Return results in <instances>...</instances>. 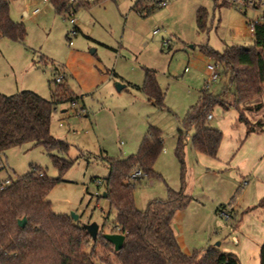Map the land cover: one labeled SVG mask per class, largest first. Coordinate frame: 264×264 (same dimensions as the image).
<instances>
[{
    "label": "rangeland",
    "instance_id": "1",
    "mask_svg": "<svg viewBox=\"0 0 264 264\" xmlns=\"http://www.w3.org/2000/svg\"><path fill=\"white\" fill-rule=\"evenodd\" d=\"M135 1L100 0L78 7L73 15L77 31L72 36L69 14H57L51 2L7 0L10 19L22 23L26 37L22 43L0 39V93L30 91L51 100L58 86L67 85L74 100L55 102L50 122L51 135L67 143V152L32 143L10 148L0 155V179L16 180L31 168L42 171L58 180L47 198L55 214L75 215L81 225L96 223L99 233L109 234L115 213L103 198V181L109 173L104 158L135 153L150 126L162 132L163 150L153 168L159 177L142 179L133 192L137 209L144 210L152 200H165L168 189L177 191L182 185L175 156L182 130L183 186L192 200L175 214L174 233L182 251L189 254L209 246L233 252L241 236L234 225L242 224L244 209L254 199V179L245 187L232 172L203 166L191 147L194 130L185 129L182 120L206 88L207 64L215 65L204 47L223 52L228 47L252 46L248 23L264 17V0H164L166 6L146 16L133 9ZM36 7L40 13L32 15ZM199 8L206 13L203 31L195 23ZM145 69L155 72L164 94L162 108L149 103L137 88ZM215 69L219 77L209 84V92L221 94L228 104L233 98L226 87L228 77L221 66ZM60 76L62 83H55ZM118 84L125 86L119 92ZM255 102L244 114L251 123H264V95L259 111ZM232 112L214 107L209 125L219 129V122ZM51 156L72 165L60 173ZM230 201L231 206L220 208ZM231 207L238 212L235 221L218 216Z\"/></svg>",
    "mask_w": 264,
    "mask_h": 264
},
{
    "label": "trees",
    "instance_id": "2",
    "mask_svg": "<svg viewBox=\"0 0 264 264\" xmlns=\"http://www.w3.org/2000/svg\"><path fill=\"white\" fill-rule=\"evenodd\" d=\"M98 1L76 0L71 4L70 0H49L57 14H65L69 8L76 11L80 6L89 7ZM163 1L136 0L133 9L139 15L146 16L159 8ZM213 1L216 3L219 0ZM8 7L7 0H0V39L22 43L26 30L22 23L10 19ZM204 10L199 8L196 11L195 23L199 31L204 30ZM252 39L250 47L233 46L223 52L204 47V53L216 66H221L228 77L226 87L233 98L225 104L221 94H212L206 87L186 112L182 124L185 129L194 130L190 141L196 154L217 159L223 134L219 129L212 128L207 119L216 106L236 111L237 122L245 126L246 135L264 133L263 122L251 123L244 114L256 100L259 101L255 102L254 109L259 111L263 107L264 22L255 26ZM138 89L149 103L163 107L164 94L154 71L144 70V81ZM60 94L63 95L62 100L57 98ZM73 100L67 85L58 86L51 100L30 91L12 96L0 93V155L25 143L66 153L67 143L51 135L50 122L55 102ZM163 143L162 132L150 126L135 153L126 158H104L109 169L103 181L105 199L115 213L111 233L124 236L120 251L113 250V246L103 239V233H98L95 241H92L78 220L55 214L47 198L58 180L31 168L29 173L11 180L0 190V264H240L235 253L214 246L191 254H185L180 248L173 230V219L192 200L185 194L183 186L185 137L182 130L178 131L175 147V156L182 170L180 189H168L165 200H152L144 210L137 209L133 197L135 186L142 179L159 177L153 168L163 150ZM51 157L60 173L72 165L71 161L61 157ZM136 171L140 172L141 177L134 179L132 175ZM229 205L231 201L220 208ZM263 205L264 198L258 206ZM226 213L235 221L233 209ZM23 218L26 225L20 228L17 222ZM259 264H264V241L259 250Z\"/></svg>",
    "mask_w": 264,
    "mask_h": 264
},
{
    "label": "crops",
    "instance_id": "3",
    "mask_svg": "<svg viewBox=\"0 0 264 264\" xmlns=\"http://www.w3.org/2000/svg\"><path fill=\"white\" fill-rule=\"evenodd\" d=\"M237 117L236 111L233 110L227 120L224 119V121L219 122L223 139L217 161L209 160V158L199 154L196 155L198 161L203 166L212 168L211 170L222 173L225 171L232 172L231 174L233 177L235 176L237 183L245 187L250 185L251 178L254 179L252 184L254 199L244 209L243 217L240 219L242 224L240 226L234 225L235 229L238 228L241 236L235 244L233 253L239 258L240 264H259V250L264 241V205L258 206L264 198V133L246 135V128L237 122ZM209 120H213L212 115ZM231 208L235 211L233 207ZM222 211L225 212V210L220 212ZM237 215L238 212H235V218ZM177 241L182 249V242L179 238ZM184 253L189 254L190 252L185 251Z\"/></svg>",
    "mask_w": 264,
    "mask_h": 264
},
{
    "label": "built area",
    "instance_id": "4",
    "mask_svg": "<svg viewBox=\"0 0 264 264\" xmlns=\"http://www.w3.org/2000/svg\"><path fill=\"white\" fill-rule=\"evenodd\" d=\"M84 1H85V2H91V1H93V0H84ZM43 2L48 3L49 0H43ZM70 3H71V4H74V3H76V0H70ZM166 4H167L166 1H163L160 5L163 7V6H166ZM74 12H75V10H74L73 8H69V10H68V12H67V13L69 14V17H70L69 22H70V24L73 26L71 32L69 33V34L72 35V36H74V35L76 34V30H75V19H74V17H73ZM39 13H40V9L37 8V7L34 8L33 11H32V15H37V14H39ZM24 14L26 15V13H24ZM261 22H264V17L261 18L260 20L251 21V22L248 23V28H249V31H250L251 34H253V31H254L255 26H256L258 23H261ZM69 44L71 45V43H69ZM206 69H207L209 75H208V78H207V80H206V86H205V87L208 88L210 83H214V82L217 81V79H218V77H219V74L216 72L215 65L207 64ZM62 80H63V76L57 77V78L55 79L56 83H61ZM73 106H74V105H73V103H72V107H73ZM80 114H81V111H80V112H77V115H80ZM207 119H208V120L211 119V115H209V116L207 117ZM140 177H141V175H140V172H139V171H136V172L132 175V178H134V179H135V178H140ZM10 182H11L10 179H5V180H1V179H0V190H2L5 186H7L8 184H10ZM218 216L221 217V218L224 219V220H229V219H230L229 216H228V214L225 213V212H219V213H218ZM117 232H118V230H117ZM117 234H119V233H117ZM121 235H122V234H121Z\"/></svg>",
    "mask_w": 264,
    "mask_h": 264
},
{
    "label": "water",
    "instance_id": "5",
    "mask_svg": "<svg viewBox=\"0 0 264 264\" xmlns=\"http://www.w3.org/2000/svg\"><path fill=\"white\" fill-rule=\"evenodd\" d=\"M125 86L118 84L116 85V89L117 91H121ZM105 193L103 194V198H105ZM74 221L78 220V217L75 215H71L70 216ZM18 226L20 228H23L26 225V219L23 218L21 220H19L18 222ZM83 227L85 228L86 232L88 233L90 239L92 241H95V239L97 238V235L99 233V226L96 223H90L87 225H83ZM102 237L105 241H107L109 244H111L113 246V250L115 252L120 251V249L122 248L123 242H124V236L121 234H117V233H109V234H102ZM217 246H219V244H217Z\"/></svg>",
    "mask_w": 264,
    "mask_h": 264
}]
</instances>
